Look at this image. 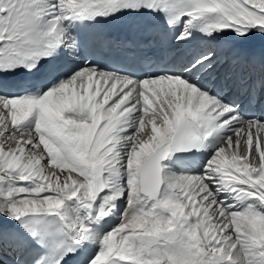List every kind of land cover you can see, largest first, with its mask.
Instances as JSON below:
<instances>
[{
  "label": "snow or ice",
  "instance_id": "obj_1",
  "mask_svg": "<svg viewBox=\"0 0 264 264\" xmlns=\"http://www.w3.org/2000/svg\"><path fill=\"white\" fill-rule=\"evenodd\" d=\"M0 264H264V0H0Z\"/></svg>",
  "mask_w": 264,
  "mask_h": 264
}]
</instances>
